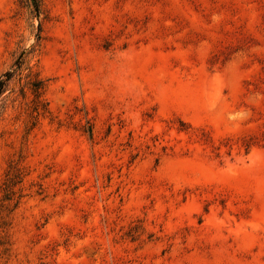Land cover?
<instances>
[{
  "label": "rangeland",
  "instance_id": "374dc122",
  "mask_svg": "<svg viewBox=\"0 0 264 264\" xmlns=\"http://www.w3.org/2000/svg\"><path fill=\"white\" fill-rule=\"evenodd\" d=\"M15 68L0 264H264V0H0Z\"/></svg>",
  "mask_w": 264,
  "mask_h": 264
},
{
  "label": "trees",
  "instance_id": "16d2710c",
  "mask_svg": "<svg viewBox=\"0 0 264 264\" xmlns=\"http://www.w3.org/2000/svg\"><path fill=\"white\" fill-rule=\"evenodd\" d=\"M38 2H35V5L37 6ZM23 63V60L19 59L17 60L16 64H17V68L19 69L21 67ZM17 68H15L14 70H7L5 71L3 74L0 75V100L2 99L3 94L7 91L10 81L13 78L14 74L17 71ZM31 84V81L28 82ZM37 91V90H36ZM20 175H21V171L19 168H16L13 172H10L7 175V183H6V197L7 199H10L11 195L13 194V186L20 182Z\"/></svg>",
  "mask_w": 264,
  "mask_h": 264
}]
</instances>
